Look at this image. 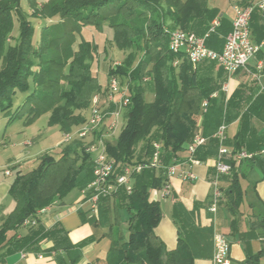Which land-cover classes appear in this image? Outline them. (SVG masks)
Segmentation results:
<instances>
[{"label":"trees","instance_id":"trees-1","mask_svg":"<svg viewBox=\"0 0 264 264\" xmlns=\"http://www.w3.org/2000/svg\"><path fill=\"white\" fill-rule=\"evenodd\" d=\"M28 1L31 14L22 9V0H0V109L8 112L13 95L25 92L24 102L11 119L25 116L24 123L29 126L48 113L49 126H58L68 134L88 120L84 111H90L93 95L100 94V106L106 107L108 88L102 87L92 69L99 45L86 40L82 32L88 26L102 30L107 25L113 29L117 48L131 50L122 62L109 68V78L117 77L122 85L128 86L130 104L126 107V124L120 135L104 140L108 157L121 165L146 161L154 153V143H161V163L166 167L187 150L203 116L202 133L211 145L200 146L194 156L204 160L219 149V141L213 135L220 125L233 119V109L240 110L232 152L245 150L252 156L241 160L238 166L230 161L232 180L225 195L230 211L237 214L245 195L241 184V178L246 177L245 169L258 168L264 178V133L258 134L252 125L253 117L262 118L264 94L244 110L240 89L227 100L222 71L215 74L216 62L205 61L194 67L188 57L170 50L165 31V27L180 28L204 35L218 18L219 27L207 38V45L221 50L232 24L219 9L211 8L209 0H47L40 4L37 0ZM31 17L47 21L38 40ZM15 22H18L16 37L13 35ZM257 26L255 31L259 34L263 27ZM176 59L178 64H174ZM146 77L150 80L146 81ZM150 91L154 94L152 101L147 100ZM205 100L206 108L203 107ZM101 133L95 132L96 138ZM88 165L90 153L85 146L82 158L68 146L60 157L44 154L35 168L17 172L9 188L16 206L0 224V249H6L0 259L23 250H37L44 239L53 242L49 251L78 246L66 243L67 232L59 224L49 229L39 224L38 212L79 186V177ZM90 177L91 180L93 175ZM134 179L131 192L120 190L112 199L100 203L101 210L106 211L110 207L108 202L113 200L115 210L106 264H195L196 255L186 235H179L177 247L169 250L155 233L162 211L159 202L150 198V190L166 185V169L159 174L154 169H145L135 174ZM122 208L128 212L127 236L121 228L119 210ZM256 217L245 232L238 229V221H233L232 233L245 244V262L263 264L260 258L264 250L253 253L250 247L251 239L264 236V214ZM29 219L36 220V224L19 236L18 230ZM92 240L93 237H88L79 245ZM56 264L66 263L64 258L56 257Z\"/></svg>","mask_w":264,"mask_h":264},{"label":"crops","instance_id":"crops-1","mask_svg":"<svg viewBox=\"0 0 264 264\" xmlns=\"http://www.w3.org/2000/svg\"><path fill=\"white\" fill-rule=\"evenodd\" d=\"M251 0H230L233 5V15L227 16L223 12V16L226 17L232 24L235 17V6L242 5ZM211 8H218L209 3ZM263 11H256L254 16L252 15L251 23V35L254 43H261L262 46L256 57L251 59L246 68H241L233 73H228L219 64H215V74L222 71L221 80H223V91L226 94L228 100L236 90H241L243 97V110L246 106L254 101L261 94H264V18ZM255 24L258 28L263 29L257 33L255 31ZM260 38V39H259ZM205 62V61H204ZM201 62L194 67H199L204 64ZM259 62L263 63V68L259 70L257 65ZM111 107V106H110ZM113 107V106H112ZM88 111V110H86ZM84 111V113H86ZM90 113V111H89ZM233 119L227 124L226 135L228 144H224L230 150H233L232 141L239 129V123L242 112L237 109H233L231 112ZM87 116V114H85ZM90 115V114H89ZM88 115V116H89ZM112 117L107 118L109 122ZM202 121L203 116L199 118L198 133H202ZM252 125L258 131V134L264 133V111L262 112V118L253 117ZM116 133V132H115ZM95 139V137H93ZM94 142V141H93ZM211 145L209 139L201 146V148H207ZM250 153V152H248ZM252 154V153H250ZM218 155V150L206 157L204 160L196 158L197 162L191 161L190 153L185 150L179 153L177 158H174L170 165H177V173L173 176H168L167 173V185H169V191L165 195L163 188H153L150 190V198L158 201L162 211V217L155 228V233L165 242L169 250L175 249L178 244L179 235L187 236L193 250L195 252V264H212V256L214 252L213 245V233L215 230L225 233L231 241V256L233 264H250L245 262L246 251L244 242L238 237L233 235L232 222L238 221L241 232L249 231L250 223L257 220L256 215L264 214V178L260 169L249 168L245 169L246 177L241 178V184L243 186L245 195L244 200L239 208V213L233 214L229 209V203L227 201L225 192L229 188L232 180V172L225 175L217 176V172L214 167L215 160ZM226 162H235L231 155L224 157ZM240 162H235L236 166ZM242 168L245 167L243 164ZM163 168L156 170L157 174ZM92 171V161L90 165L81 173L79 177V187L82 188L90 181ZM194 174V178L188 176V174ZM217 182L218 187L222 192L221 200L218 203L217 213H213L210 210V206L213 203V192ZM135 183L134 177L130 181V187L133 188ZM126 191V190H121ZM82 193V191H81ZM80 198V197H79ZM63 198L55 202L47 210L38 213L40 220L39 224L44 225L47 229L52 228L59 224L65 232H67L68 239L67 244L76 245V243L88 238L92 235V230L88 224L89 214L91 206L88 202L83 200L78 205H75L73 209H67L66 201ZM112 199V198H111ZM109 203V202H108ZM88 205V207H86ZM100 206V205H99ZM238 216V217H237ZM238 218V220H237ZM31 225H24L18 230V235L22 236L28 232ZM261 230H257L260 232ZM256 232V233H257ZM253 238L250 241V247L253 253H258L264 250V236ZM53 242L51 240L44 239L39 243L38 249L34 251H19L10 255L1 256L0 264H56L55 252H49ZM79 248H71L69 250H62V258H64L66 264H100L98 257L94 255L93 242L82 247L83 253L79 256L72 254L71 251H77ZM6 249H0V255L4 253ZM92 254V255H91ZM41 255V257H40ZM91 255V256H90ZM94 255V256H93ZM18 259V261L15 260ZM264 254L260 258V262ZM105 264V262H103Z\"/></svg>","mask_w":264,"mask_h":264},{"label":"built area","instance_id":"built-area-1","mask_svg":"<svg viewBox=\"0 0 264 264\" xmlns=\"http://www.w3.org/2000/svg\"><path fill=\"white\" fill-rule=\"evenodd\" d=\"M255 11L264 12V0H251L247 5L235 6V17L232 21V29L226 35L224 45L221 50H216L207 45V38L216 31L219 27L220 20L215 18L209 30L204 35H198L191 31H186L180 28L171 29L165 27V31L169 36V48L172 52L185 55L189 58L193 65H197L204 61H213L219 64L228 73L236 72L241 68H246L251 59L255 58L262 46L261 43H254L251 35V19ZM179 59H176L174 64H178ZM115 63L116 64H119ZM257 68L261 70L263 63L259 62ZM146 81L150 77L145 78ZM108 96L107 106L101 107V96L95 94L92 97L90 105V115L85 125L79 130V135L82 138L93 135L94 142L85 145L86 152L93 153L96 149L101 148L100 152L92 159V180L82 188L85 202L91 206V212L98 217L99 205L102 200L112 198L120 190L131 192L130 181L135 174L142 172L145 169L159 170L166 169L168 176L176 175L177 165L163 166L161 163L162 144L154 143V153L152 157L146 161H137L135 163L121 165L114 159L109 158L104 140L106 137L113 136L118 126V119L121 115V110L126 109L130 104V93L127 85H122L117 77L111 76L107 85ZM208 102H203V107H207ZM113 106L111 110H106L107 107ZM112 120L107 122L108 117ZM106 126V127H105ZM104 127L108 132H104ZM227 124L220 125L218 130L213 135L219 141L218 155L214 163L217 176L229 174L232 172V164L226 162L224 157L231 155L235 162H240L243 159L250 158L252 154L245 150L233 153L232 150L224 145L227 138ZM102 131L101 135L96 138L95 132ZM72 139L70 133L66 134V141ZM207 138L200 133H197L193 141L187 145V151L191 155V161L197 162L194 154L197 149L206 142ZM9 173V171H6ZM188 176L194 178V174L189 173ZM213 203L210 210L217 213L218 203L221 200L222 192L214 183ZM169 191V185H165L163 193L166 195ZM45 211V208L39 212ZM38 212V213H39ZM2 214L0 212V218ZM36 220H27L24 225H34ZM214 252L212 256V264H233L231 256V241L229 237L218 230L213 233ZM41 257V255H40Z\"/></svg>","mask_w":264,"mask_h":264},{"label":"rangeland","instance_id":"rangeland-1","mask_svg":"<svg viewBox=\"0 0 264 264\" xmlns=\"http://www.w3.org/2000/svg\"><path fill=\"white\" fill-rule=\"evenodd\" d=\"M37 1L40 4L47 0ZM209 3L217 6L220 13L223 14V12H225L229 17L233 15V5L231 4L230 0H209ZM21 6L27 14H31L32 9L28 0H22ZM31 20L35 25L36 39L38 40L40 38L42 27L45 23H47V21L35 17H31ZM17 34L18 22H15V29L13 32L14 37H16ZM113 35V29L107 25H105L102 30H98L92 26H88L85 27L82 32V36L86 40L94 41L99 45L97 57L92 61V69L94 74L98 77L99 82L101 83L103 88H106L109 82L110 65L122 62L131 51L119 50L113 41ZM80 39L81 37L79 36V40ZM13 42L14 41H10L9 43ZM139 56L140 53H138V57ZM26 96L27 94L25 92L18 91L12 97L11 109L8 112L2 111L0 109V212L2 214L0 218V224L3 223V221L9 216V214L14 210L16 206V202L10 194L9 188L19 170H21L22 172H28L32 170L38 165L39 158L44 154H52L53 156L58 158L60 157L63 149L68 146L72 147L74 154L78 152L82 158L83 147L94 141L93 135H89L85 138L80 137L79 130L85 125V123H81L75 126L70 132V134L72 135V139L66 141V134L61 131L58 126H49L48 113L39 117L33 124L29 126H26L24 123L26 119L25 116H19L15 119H11L12 114L24 102ZM153 99L154 94L150 91L147 94V100L152 101ZM109 109L110 108L107 107L106 110ZM85 114H87L86 117L88 118V115L90 114L89 109ZM109 120L111 121L112 119ZM125 124L126 109H122L121 115L118 119L116 133H114V135L112 136L113 138H110L111 140L116 139L120 135ZM106 131L108 132V129H104V132ZM100 150L101 148L96 149L93 153L90 154L91 161L98 155ZM6 171H9V173H6ZM90 181H88V183ZM64 198L67 204L66 208L71 210L75 205H78L80 202H82L85 197L83 193H81L80 187L77 186ZM109 206V209L106 211L101 210V207L99 206L98 217L94 216L90 211L89 216H91L88 219V224L90 225L92 230V235L90 237H93L94 240L88 242L87 244L93 242L95 248L94 255L98 257V261L100 264H103V262H105L106 264V255L111 245L110 225L111 223L115 222L113 200L109 202ZM48 207H46L45 210H47ZM86 207H88V205H86ZM119 214L121 217L122 233L127 236L128 212L126 209L122 208L119 210ZM85 239H83L82 241H84ZM80 242L76 243V245L78 246L75 247L79 249L77 251H71L70 256H73L72 254L77 256L81 254V258L82 256H84L82 255V247L86 246L87 244L82 246L79 245ZM49 252L52 253L55 251ZM62 255L64 254H62L61 251H57L54 254L55 257L59 258L62 257ZM18 259L19 258L16 259L15 257L16 261H18ZM262 262H264V257L262 259ZM21 264H23V262Z\"/></svg>","mask_w":264,"mask_h":264}]
</instances>
